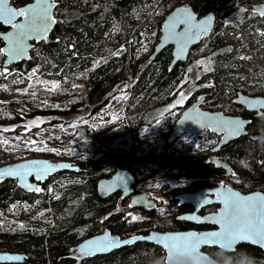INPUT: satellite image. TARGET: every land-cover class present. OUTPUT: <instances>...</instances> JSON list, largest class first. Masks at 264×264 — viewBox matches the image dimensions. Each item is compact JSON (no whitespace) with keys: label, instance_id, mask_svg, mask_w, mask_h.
Returning <instances> with one entry per match:
<instances>
[{"label":"trees","instance_id":"obj_1","mask_svg":"<svg viewBox=\"0 0 264 264\" xmlns=\"http://www.w3.org/2000/svg\"><path fill=\"white\" fill-rule=\"evenodd\" d=\"M32 1L13 0V4L23 7ZM55 2L57 23L49 37L35 43L29 61L11 66L4 76L1 75L5 61L4 42L0 38V87L6 82L13 84L16 78L28 79L30 71L34 70L36 74L32 82L26 80L11 86L14 93L11 97L0 92V126L20 122L22 116L42 117L57 123L62 116L77 115L94 105L98 117L101 116L99 102L104 96L129 87L131 104L142 101L130 114L135 130L157 121L163 114V106L171 102L174 92L187 78L181 63L171 68V47L153 57L162 23L177 6H189L199 16L213 12L217 17L211 35L195 46L189 56V64L201 58L209 67L203 70L197 82L194 81L200 86L196 92L207 95L201 98L196 94L195 101L201 98L207 110L237 114L243 111L235 103L239 92L254 95L264 86V16L256 11L264 7V0ZM151 11L162 17L152 25L148 19ZM7 31L8 28L0 23V34ZM147 41L150 47L146 52L143 44ZM13 71L22 74H10ZM245 114L251 118L250 133L264 137V115ZM77 131L81 135L76 142L68 139L50 145L75 148L97 157L98 160L82 163L80 172L51 176L41 183L40 191L30 193L22 190L14 180H0V251L24 254L28 258L23 263L0 264H77L80 255L68 253L84 239L106 230L128 238L152 230L188 229L190 224L176 218L185 209L178 205L176 196L186 188L213 187L225 181L245 193L264 192L262 140L247 136L227 145L219 156L224 168L217 167L212 157L204 156L217 141L211 133H208L207 141L200 142V147L187 154L177 149L171 152L163 146L161 152L155 149L148 152L162 156L157 157L159 160L118 163L116 159L132 158L135 153L127 156L123 147L119 149L100 143L99 135L89 133L88 125ZM9 146L0 144V166L24 155ZM103 147L110 148L105 157ZM140 153L147 152L140 150ZM121 167L128 168L136 177L138 170L143 175L151 170V176L137 177L139 185L136 188L159 199L154 215L140 213L139 218L133 220L132 209L125 201L120 202L117 196L100 197L97 191L99 179ZM162 173L167 181L160 183ZM58 178L71 186L64 196L63 193L53 196L49 204V187L53 184L57 189ZM8 214L10 218L5 219ZM206 250L224 263L264 264V250L249 244L239 245L231 253L218 248ZM81 264L167 263L166 253L160 246L141 242L108 255L87 257Z\"/></svg>","mask_w":264,"mask_h":264},{"label":"water","instance_id":"obj_2","mask_svg":"<svg viewBox=\"0 0 264 264\" xmlns=\"http://www.w3.org/2000/svg\"><path fill=\"white\" fill-rule=\"evenodd\" d=\"M12 1L0 0V23L9 28L7 32L0 34V38H2L5 44L3 53L6 55L5 64L1 69L2 72L10 64H20L24 61H29L35 43L47 39L57 23L55 16L57 3L55 0H33L28 5L20 8L15 7ZM45 5H51L49 8L51 21L48 23L47 31L43 36L35 32L30 33L28 29L30 10H39ZM7 10H11L17 14L14 16L7 15L5 14ZM257 12L264 16V7L257 9ZM216 20L217 17L213 12L199 16L189 6L175 7L162 23L160 39L155 47L154 57L171 47V68L179 63L184 67L189 61L192 49L211 35ZM17 46L22 48L21 54H17ZM192 69L190 64L186 67L188 77H190ZM34 74V72L31 73L32 76ZM235 102L250 112H258L259 114L264 112V95H249L241 91L236 97ZM231 121L242 122L240 131L236 134H232L233 126L229 123ZM250 123V119H245L241 116L228 115L221 111L205 110L194 105L183 111L173 128L172 137L176 138L184 133L194 134L209 130L221 136L220 142L212 148V152H218L228 144L247 136L253 140L264 141V137L260 134L249 135V131L246 128ZM79 170L80 165L70 161L54 162L48 158H29L1 165L0 180H14L22 190L30 193L38 191L39 184L45 182L51 176L77 173ZM32 178L35 181H32ZM135 184V175L126 168H120L111 177L99 179L97 191L102 198H108L120 191L122 192V199H126L132 195V187ZM231 194H238L241 198L252 197L253 202L264 201V192L262 191L245 193L226 183H220L218 186L212 188H203L196 192L182 193L178 197L181 199V204H192L195 207V211L185 213L178 219L195 225H206L213 228L201 231L197 229L152 230L148 234L128 238H121L110 230H106L84 239L68 255L79 254L77 264H81L87 257L108 255L120 248L132 246L136 243L149 242L160 246L165 251L167 264H174V260L178 255L193 257L200 264H235L217 260L206 249L218 248L224 252L231 253L235 252L239 245L249 244L264 250V240L256 238L242 239L237 240L231 247H226L223 239L215 236L223 228L221 223L225 211L223 201ZM155 204V200L150 199L145 193L135 194L131 198V206L133 208L151 209ZM214 205L218 206L216 211L206 214L200 213L204 208ZM261 219L260 216H257L252 223V227L264 229V223H261ZM175 237H195L199 241L190 246L186 251H181L170 247L172 244L184 243L181 240L169 239ZM105 238H108L113 243V247L110 250L103 249L96 243L98 241H105ZM27 261L28 258L24 254L0 251V263H23Z\"/></svg>","mask_w":264,"mask_h":264},{"label":"rangeland","instance_id":"obj_3","mask_svg":"<svg viewBox=\"0 0 264 264\" xmlns=\"http://www.w3.org/2000/svg\"><path fill=\"white\" fill-rule=\"evenodd\" d=\"M161 18L162 17L158 13L151 11L148 18L149 24L152 25ZM143 47L147 52L148 48L150 47L149 41L145 42L143 44ZM190 65L192 66V68L194 66V70L191 73L190 78L185 77V84L183 83L184 85L182 84L180 89L174 92L171 102H168L163 106L164 109L163 112H161L163 113L162 116L150 125H142L138 130H135L134 128V123L130 118V114L137 105H141L142 101L131 104L130 87L125 91L122 90V92H117V90H114L104 96V98L99 102V109L101 112L98 113L101 116L98 117L97 114L94 113L96 108V106L94 105L89 107L88 109H83V111L77 115L74 114L71 115V117L62 116L60 117L61 121L58 120V122L56 121L57 123H54L53 120H49L47 118L22 116V121L20 122L0 126V144H9L10 148H14L17 151L20 150L24 154L17 160L5 161L3 162V164L39 157L48 158L54 162L65 160L79 164L98 160L97 157L88 156L85 152H79L77 151V149L75 150V148L66 149L61 147H51V145H53L54 143H59L61 140L64 141L71 139L72 142H76V138H79V136L81 135L78 134V131L76 132V129L85 125L89 126V133L99 135V138L101 139L100 143H108L109 146L117 147L119 149L120 147H123V149H121L127 150V156H129L131 152H134L137 157H132V162L143 160L151 162L154 160H159L158 158L160 157L163 158L162 156H154L148 153L150 152L149 150L152 149L161 152L160 148H162L163 146H166L168 148V151L171 152L175 149H177L178 152L182 151V153L184 154H187L186 152L188 151H194L198 143L205 140L207 141L209 139V135L207 133L192 137L186 135L180 137V139L179 137L175 139L171 138V132L176 123L175 120L177 121L181 113L190 106L189 103L191 98L187 96L191 93V89L190 83L188 82L190 80H196L197 82V80L201 77L202 72L209 68L201 58L196 62L191 63ZM32 72L35 73L34 70L30 71L28 79H26V77H23V79L16 78L15 82L11 85L10 83L6 82L3 86L0 87V92L4 93L3 96L5 97H11V95H14V93L11 91V86L19 85L26 80H28V82H32V77H35L36 75L34 74L32 76ZM1 74L2 76H4L7 73ZM10 74L19 76L22 73L20 74L13 71ZM196 82L192 84L196 86ZM26 89L27 88H25V90ZM203 94L204 93H201L199 97H201ZM254 95H264V86H262L259 92H256ZM70 119L72 120L70 122H67ZM80 133H82V131H80ZM82 145L84 147V144ZM109 149V147L102 148V155L104 157L107 156ZM140 150H144L147 153L141 154ZM104 160L110 162L114 161L109 159ZM128 160L129 157H123L120 159H116L115 161H118V163H123L124 161ZM134 168L137 169V166H135ZM152 170H154V167H152ZM162 170H165V168L163 167ZM138 171L139 173L141 172L140 170ZM150 172L151 170L149 171V173ZM139 173L137 177L140 179L149 175V173H147L146 175ZM149 176H151V174ZM166 179L167 178L164 177L163 173L160 174V183L167 181ZM57 180L60 182V185L57 189L53 187V184H51L49 187V204H51L50 201L52 200L53 196L56 197L61 193H63L64 196L66 194V189L71 186V184L64 182L61 178H58ZM222 183L232 185L231 182L229 183L224 181ZM140 213V210L133 209L130 212V216L132 219L133 217L137 219L139 218ZM4 218L9 219V214Z\"/></svg>","mask_w":264,"mask_h":264},{"label":"snow or ice","instance_id":"obj_4","mask_svg":"<svg viewBox=\"0 0 264 264\" xmlns=\"http://www.w3.org/2000/svg\"><path fill=\"white\" fill-rule=\"evenodd\" d=\"M50 7L51 5H45L39 10H30V24L28 25L30 33L35 32L40 36L44 35L47 31L48 23L51 21ZM5 14L14 16L17 13L7 10ZM16 52L17 54H21L22 48L17 46ZM229 123L233 126L232 134L240 131L242 122L231 121ZM223 202L225 206L224 216L221 221L223 228L215 236L222 238L226 247H231L237 240L242 239L256 238L264 240V229L252 227V223L257 216H260L262 218L261 223H264V201L253 202L252 197L241 198L238 194H231ZM169 239L184 241V243L170 245L172 249L181 251H186L190 246L199 241L195 237H175ZM96 243L103 249L110 250L113 247V243L108 238H105L103 242L98 241Z\"/></svg>","mask_w":264,"mask_h":264},{"label":"flooded vegetation","instance_id":"obj_5","mask_svg":"<svg viewBox=\"0 0 264 264\" xmlns=\"http://www.w3.org/2000/svg\"><path fill=\"white\" fill-rule=\"evenodd\" d=\"M2 24V23H1ZM3 25V24H2ZM6 27V26H5ZM2 39V38H1ZM4 42V41H3ZM5 45V44H4ZM4 48V47H3ZM5 59H6V56H5ZM4 64H5V61H4ZM13 65H17V64H10L9 66H7V68H6V70H4L3 72H2V70H1V73H3V74H5L6 73V71L7 70H9V68L11 67V66H13ZM182 65V64H181ZM186 65H188V63L186 64ZM185 65V66H186ZM4 66V65H3ZM2 66V67H3ZM187 67V66H186ZM186 67H185V69H186ZM193 70H194V68L192 69V72H193ZM2 75V74H1ZM186 76H187V78H190V77H188V74H187V70H186ZM191 76V75H190ZM194 82V80H190V89H191V93L187 96V97H189V98H191V100H190V103H189V107L188 108H190V107H193L194 105H197L198 107H200V108H202V109H205L204 108V106H203V104H204V102H202V99L201 98H203L204 96H206L207 94H203L202 96H201V98H200V100L198 101H195V95L196 94H198V95H200V93H197L196 91H198V89L200 88V86H195V85H193L192 83ZM245 93V92H244ZM247 94H249V93H247ZM197 95V96H198ZM251 95V94H250ZM253 95V94H252ZM236 99V98H235ZM236 103V102H235ZM236 105H238V104H236ZM239 107H241L242 109H243V111L241 112V113H237V114H231V115H236V116H241V117H243V118H245V119H251L250 117H248L246 114H245V112L247 113V114H256V115H259V116H263L264 115V112L262 113V114H259L258 112H250V111H248L247 109H245L244 107H242V106H240V105H238ZM187 109V108H186ZM185 109V110H186ZM205 110H207V109H205ZM211 111V110H210ZM245 111V112H244ZM183 113V112H182ZM182 113H181V115H182ZM181 115H180V117H181ZM179 117V118H180ZM179 120V119H178ZM177 120V121H178ZM176 121V122H177ZM176 124V123H175ZM175 126V125H174ZM249 126H247V130L249 131V128H248ZM174 128V127H173ZM172 132H173V129H172ZM172 132H171V138H173L172 137ZM250 132V131H249ZM205 133H211V134H213V135H215L216 137H217V141L212 145V147L210 148V149H208L209 151H210V153H208V154H206V155H204V156H206V157H212V162L217 166V167H222V168H224L225 167V165H224V162L222 161V160H220L219 159V156H220V154L223 152V150L225 149V147L224 148H222L220 151H218V152H212V148L214 147V146H216L219 142H220V140H221V136H219V135H217V134H215V133H212L211 131H209V130H204V131H201V132H199V133H194V134H189V133H184V134H182V135H180V136H178L179 137V139H180V137H182V136H186V135H189V136H200V135H202V134H205ZM178 137H176V138H178ZM173 139H175V138H173ZM229 145V144H228ZM197 147H200V143H198V145H197ZM132 161V158H129V160H128V162H131ZM77 164H79V163H77ZM80 165V170H79V172L82 170V163H80L79 164ZM121 168H124V167H121ZM126 169H128V168H126ZM129 170V169H128ZM129 171H131V170H129ZM132 172V171H131ZM133 173V172H132ZM69 174H71V173H69ZM114 174V173H113ZM113 174H111V175H109V176H106V177H111ZM134 175H135V173H133ZM135 177H136V175H135ZM32 181H35V179L34 178H32ZM223 182V181H222ZM221 182V183H222ZM17 183V182H16ZM139 185V182H138V179H137V177H136V184L132 187V189H133V192H132V195L130 196V197H128V198H126V199H122V192H120V191H118V192H116L115 194H113L112 196H110V197H114V196H117L118 198H119V200H120V202L121 201H125L126 202V204L133 210V209H135V210H140L141 211V214L142 215H154L155 214V212H156V210L158 209V207H159V199L157 198V197H155L152 193H150V192H144V191H142V190H137V186ZM218 186V185H217ZM41 187V183L39 184V188ZM213 187H215V186H213ZM203 188H212V187H208V186H203V187H199V188H197V189H190V188H186V189H183V190H181L178 194H177V196H176V199H177V203H178V205L180 206V207H183V208H185L184 210L182 209L181 211H180V213L178 214V216L176 217L177 218V220L178 221H181V220H179L178 218L181 216V215H183V214H185V213H190V212H193V211H195V207H194V205H192V204H187V203H184V204H181V199H179L178 197H179V195L180 194H182V193H187V192H196V191H198V190H200V189H203ZM138 193H145V194H147L148 196H149V198L150 199H153V200H155V202H156V204H155V206L153 207V208H151V209H144V208H133L132 206H131V198H132V196L133 195H135V194H138ZM110 197H108V198H110ZM218 209V206L217 205H214V206H208L207 208H204L200 213L201 214H206V213H209V212H213V211H216ZM184 222H186V221H184ZM188 224H190V227L188 228V229H197V230H199V231H201V230H206V229H211V228H213V227H210V226H206V225H195V224H192V223H189V222H187ZM178 230H186V229H178ZM170 231H172V230H170Z\"/></svg>","mask_w":264,"mask_h":264},{"label":"clouds","instance_id":"obj_6","mask_svg":"<svg viewBox=\"0 0 264 264\" xmlns=\"http://www.w3.org/2000/svg\"><path fill=\"white\" fill-rule=\"evenodd\" d=\"M174 264H200V262L187 255H178L174 260Z\"/></svg>","mask_w":264,"mask_h":264},{"label":"bare ground","instance_id":"obj_7","mask_svg":"<svg viewBox=\"0 0 264 264\" xmlns=\"http://www.w3.org/2000/svg\"><path fill=\"white\" fill-rule=\"evenodd\" d=\"M155 52V51H154ZM153 57H154V53H153ZM247 94V93H246ZM250 95V94H249ZM251 133L249 132V135H250Z\"/></svg>","mask_w":264,"mask_h":264}]
</instances>
